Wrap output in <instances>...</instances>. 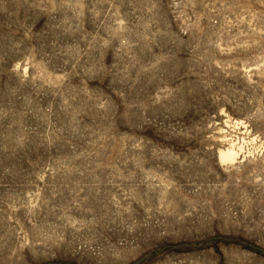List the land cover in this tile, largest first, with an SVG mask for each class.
<instances>
[{
    "label": "rangeland",
    "instance_id": "obj_1",
    "mask_svg": "<svg viewBox=\"0 0 264 264\" xmlns=\"http://www.w3.org/2000/svg\"><path fill=\"white\" fill-rule=\"evenodd\" d=\"M0 264H264V0H0Z\"/></svg>",
    "mask_w": 264,
    "mask_h": 264
}]
</instances>
